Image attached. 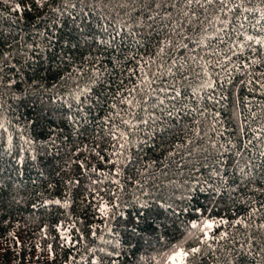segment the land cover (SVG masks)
<instances>
[{"label": "trees", "instance_id": "obj_1", "mask_svg": "<svg viewBox=\"0 0 264 264\" xmlns=\"http://www.w3.org/2000/svg\"><path fill=\"white\" fill-rule=\"evenodd\" d=\"M17 2L0 264H264V0Z\"/></svg>", "mask_w": 264, "mask_h": 264}, {"label": "snow or ice", "instance_id": "obj_2", "mask_svg": "<svg viewBox=\"0 0 264 264\" xmlns=\"http://www.w3.org/2000/svg\"><path fill=\"white\" fill-rule=\"evenodd\" d=\"M48 2H49V0H18V2L15 4L14 11H19L22 9L25 11H28L31 9V7L33 5L42 9L46 6V4H48ZM188 2L191 3L192 0H188ZM197 2H199V0H197ZM221 2H223V0H221ZM208 3H212V0H208ZM53 11H59V9H53ZM248 39H252V37H248ZM257 42L260 43V41H257ZM145 123H147V121H145ZM54 203L60 204V201L57 200ZM65 206H67V205H65ZM141 207L147 209L148 205L144 204ZM141 215H143V213ZM192 226L196 227L195 224H193ZM132 231L135 232V228H133ZM198 251H199V249H196V248L191 250L192 253H195ZM117 255H118V253H117ZM188 255H189L188 252L179 251V252H176L172 257H170V259L172 260V264H185V261L183 258L187 257Z\"/></svg>", "mask_w": 264, "mask_h": 264}]
</instances>
